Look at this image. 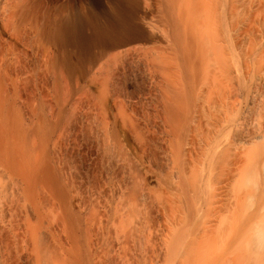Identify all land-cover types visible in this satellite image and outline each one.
Here are the masks:
<instances>
[{
	"label": "bare ground",
	"instance_id": "bare-ground-1",
	"mask_svg": "<svg viewBox=\"0 0 264 264\" xmlns=\"http://www.w3.org/2000/svg\"><path fill=\"white\" fill-rule=\"evenodd\" d=\"M254 3L0 0V264H264Z\"/></svg>",
	"mask_w": 264,
	"mask_h": 264
},
{
	"label": "rangeland",
	"instance_id": "rangeland-1",
	"mask_svg": "<svg viewBox=\"0 0 264 264\" xmlns=\"http://www.w3.org/2000/svg\"><path fill=\"white\" fill-rule=\"evenodd\" d=\"M253 1H255V3H254V8H255V6H256L257 3L259 4V1L261 2V0H259V1H258V0H253ZM257 1H258V2H257ZM263 3H264V0H263ZM258 4H257L256 7H258ZM261 4H262V3H260V7L262 6ZM258 8H259V7H258ZM258 8H255V9L257 10ZM263 8H264V7H263ZM263 8H262V9H263ZM255 9H254V11H255ZM260 9H261V8H260ZM260 9H259V10H260ZM263 10H264V9H263ZM260 11L262 12V10H260ZM260 11L254 12V14L256 15V13H257V14L260 13L259 16H261V18H262V17H264V15L262 16L261 14H262V13L264 14V12L261 13ZM258 12H259V13H258ZM257 16H258V15H257ZM257 16H256V17H257ZM259 16H258V17H259ZM258 17H257V18H258ZM259 18H260V17H259ZM259 20H260V19H259ZM263 20H264V19H263ZM263 20H262V21H263ZM256 144H258V142H257ZM256 144H255V145H256ZM259 144H260V141H259ZM259 144H258V145H259ZM261 145H262V144H261ZM261 145H260V146H261ZM260 146H259V147H260ZM255 147H256V148H255ZM255 147H254V148H255L256 150H254V151L256 152V151H257V145H256ZM258 149H259V148H258ZM251 150H252V148H251ZM254 151L252 150L251 152L254 153ZM249 156L252 157V154L249 155ZM253 157H255V153H254V156H253ZM251 169H252V168H251ZM253 171H254V170H252L251 175L248 174L249 172H248V173L246 172L245 174H244V173H242V174L240 173V175H239V177H238V190H242V191H244V193L242 192L243 195H244L245 197L247 196V198H245V199H247L246 201L244 200V196H243V199H242V207H241V208H242L243 210H245V211H248V210H249L247 207L250 208V205H251V207L253 206L252 204H249L248 201H250V202L252 201V203L255 204L254 207L258 206V204H257V198L254 196V194H255L256 189L258 188V187H257V183H260V182H258V181H262V183H263V181H264V172H263V171L260 172V173L262 174V177H261L260 175H258V176H260V177H258L257 175H255L256 173H257V174H260V173H258V172L252 174ZM255 171H256V170H255ZM255 171H254V172H255ZM247 174H248V175H247ZM260 178H261L262 180H261ZM259 179H260V180H259ZM246 185H247V186H246ZM248 185H249V186H248ZM259 185H261V183H260ZM248 187H250L251 189H248ZM249 190L252 191V192H250ZM246 192H247V193L250 192V193H252L253 195H250V194L246 195V194H247ZM239 193H241V191H240ZM242 193H241V194H242ZM249 195L252 196V198L250 197V199H249ZM255 201H256V202H255ZM248 204H249V205H248ZM240 205H241V204H240ZM247 209H248V210H247ZM251 209H252V208H251ZM251 209H250V211H251ZM253 209H254V208H253Z\"/></svg>",
	"mask_w": 264,
	"mask_h": 264
}]
</instances>
